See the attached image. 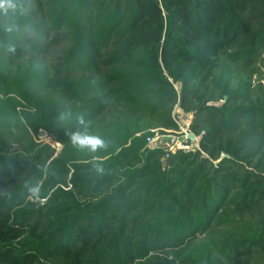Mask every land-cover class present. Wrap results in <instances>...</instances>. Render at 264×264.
Wrapping results in <instances>:
<instances>
[{
    "label": "trees",
    "instance_id": "1",
    "mask_svg": "<svg viewBox=\"0 0 264 264\" xmlns=\"http://www.w3.org/2000/svg\"><path fill=\"white\" fill-rule=\"evenodd\" d=\"M263 83L264 0H0V264H264Z\"/></svg>",
    "mask_w": 264,
    "mask_h": 264
},
{
    "label": "built area",
    "instance_id": "2",
    "mask_svg": "<svg viewBox=\"0 0 264 264\" xmlns=\"http://www.w3.org/2000/svg\"><path fill=\"white\" fill-rule=\"evenodd\" d=\"M175 84L178 92L181 89V83ZM173 119L177 124V129H153L154 135L147 138V148L149 149H163L166 153L165 160L170 154L178 151L196 152L201 150L200 141L204 132L199 135L195 134L191 129L194 116L193 113L185 111L179 103L174 107ZM191 134L194 137L191 139Z\"/></svg>",
    "mask_w": 264,
    "mask_h": 264
},
{
    "label": "rangeland",
    "instance_id": "3",
    "mask_svg": "<svg viewBox=\"0 0 264 264\" xmlns=\"http://www.w3.org/2000/svg\"><path fill=\"white\" fill-rule=\"evenodd\" d=\"M257 78H258V76H257V74H255L253 76V79H252L253 83H255L257 81ZM177 86H179V85L177 84ZM193 116H194V114H193ZM35 137H37L39 139V141L49 143L50 145L55 147L57 149V152H59L61 147H62L61 144L56 141V134L55 133L52 134V133H49L47 131L40 130L39 133Z\"/></svg>",
    "mask_w": 264,
    "mask_h": 264
},
{
    "label": "clouds",
    "instance_id": "4",
    "mask_svg": "<svg viewBox=\"0 0 264 264\" xmlns=\"http://www.w3.org/2000/svg\"><path fill=\"white\" fill-rule=\"evenodd\" d=\"M73 141L75 143H81V144L88 143V144H91L93 146L101 143V141H99L98 139H95V138H81L78 136H73Z\"/></svg>",
    "mask_w": 264,
    "mask_h": 264
},
{
    "label": "water",
    "instance_id": "5",
    "mask_svg": "<svg viewBox=\"0 0 264 264\" xmlns=\"http://www.w3.org/2000/svg\"><path fill=\"white\" fill-rule=\"evenodd\" d=\"M194 137V134H191L190 138L192 139ZM58 155V153L55 154V157ZM224 157V155H223Z\"/></svg>",
    "mask_w": 264,
    "mask_h": 264
}]
</instances>
